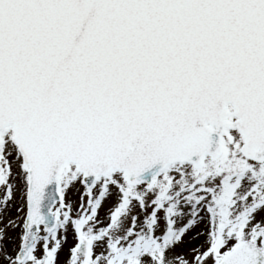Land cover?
Instances as JSON below:
<instances>
[{
    "label": "snow or ice",
    "instance_id": "obj_1",
    "mask_svg": "<svg viewBox=\"0 0 264 264\" xmlns=\"http://www.w3.org/2000/svg\"><path fill=\"white\" fill-rule=\"evenodd\" d=\"M0 264H264V0H0Z\"/></svg>",
    "mask_w": 264,
    "mask_h": 264
}]
</instances>
